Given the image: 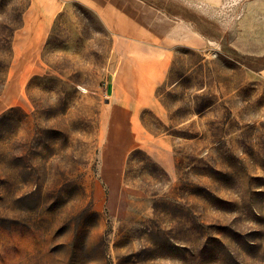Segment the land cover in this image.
I'll list each match as a JSON object with an SVG mask.
<instances>
[{
    "label": "rangeland",
    "instance_id": "rangeland-1",
    "mask_svg": "<svg viewBox=\"0 0 264 264\" xmlns=\"http://www.w3.org/2000/svg\"><path fill=\"white\" fill-rule=\"evenodd\" d=\"M59 1L0 0V264H264V0H148L182 35L145 100Z\"/></svg>",
    "mask_w": 264,
    "mask_h": 264
},
{
    "label": "crops",
    "instance_id": "crops-1",
    "mask_svg": "<svg viewBox=\"0 0 264 264\" xmlns=\"http://www.w3.org/2000/svg\"><path fill=\"white\" fill-rule=\"evenodd\" d=\"M89 1L100 7L103 20L118 34L116 46H122L120 52L125 55L126 67L118 72L117 83L125 76L126 96L133 95L134 100L150 98L154 86L166 76L172 62V47L181 42L182 26L174 14L161 8L158 2ZM49 2L60 4L59 0Z\"/></svg>",
    "mask_w": 264,
    "mask_h": 264
}]
</instances>
